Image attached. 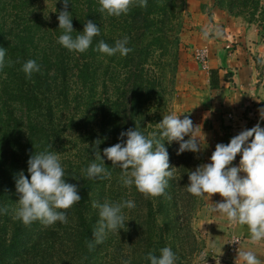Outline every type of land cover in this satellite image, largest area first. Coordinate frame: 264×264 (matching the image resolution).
<instances>
[{"label":"trees","instance_id":"trees-1","mask_svg":"<svg viewBox=\"0 0 264 264\" xmlns=\"http://www.w3.org/2000/svg\"><path fill=\"white\" fill-rule=\"evenodd\" d=\"M33 1L39 2L0 0V48L7 50L5 65L0 68V264H98L103 255L108 264H114L112 257L119 249L134 246L136 234L145 237L148 254L159 256L162 248L170 247L178 258L180 248L194 234L191 226L185 228L182 221L183 210L189 214L195 206V196L186 187L192 152L177 155L179 144L174 142L173 152H168L169 163L171 166L175 163L177 169L164 195L159 197L146 198L135 185L125 187L120 167H113L106 157L102 158L111 172L110 179L88 178L86 174L94 161V141H102L99 147L103 153L104 148L120 143L121 132L130 128L137 126L146 136L159 133V128L157 131L153 128L163 118L151 111L160 109L165 102V89L149 65L155 56L164 58L175 46L176 41L168 31L176 16V0H147V7L134 5L127 15L119 18L101 14L99 0H69L68 11L77 31L73 32L74 37L83 32L87 20L100 27V35L93 38L84 53L69 51L58 43L63 32L57 18L29 16L36 12ZM218 2L230 10L248 12L264 40V0ZM56 6L61 12L64 0H58ZM12 14L22 21L17 24L18 33L6 28V19ZM124 37L128 38L126 46L132 49L126 56L119 53L109 56L97 50L100 40L114 47ZM29 59L40 66V71L34 72L30 79L22 71ZM167 66L170 65H165L163 72ZM209 74L211 88L218 89L219 72L211 70ZM71 85H78L77 92L87 95L88 100L77 96L78 107L64 121L66 112L59 110L54 99H47V94L62 93L69 101ZM100 88L105 97L100 96ZM80 106L86 107L83 113ZM60 112L64 116H59ZM69 134L76 138L72 153L65 155L63 144ZM35 151L58 153L67 182L78 187L81 201L69 210H58L66 211L67 223L57 221L45 226L34 221L25 225L15 218L19 200L16 177L23 171L30 180L28 160ZM134 191L144 197L134 195ZM105 200L112 203L131 200L135 207L123 209L122 230L107 233L105 243L96 244L93 232L99 209L93 208L92 202ZM128 257H132L130 251Z\"/></svg>","mask_w":264,"mask_h":264},{"label":"clouds","instance_id":"clouds-1","mask_svg":"<svg viewBox=\"0 0 264 264\" xmlns=\"http://www.w3.org/2000/svg\"><path fill=\"white\" fill-rule=\"evenodd\" d=\"M99 12L119 18L127 15L131 7H147V0H99ZM69 0H64V9L58 15L59 29L63 34L58 43L69 51L86 52L92 45L93 38L100 35V27L92 20L84 23L83 32L72 35L74 30L71 13L68 11ZM207 35V33H205ZM128 38L117 40L111 47L103 40L97 50L109 56L119 53L122 56L132 51L127 47ZM5 49L0 48V68L5 65ZM9 61V65H11ZM22 71L27 78L40 71L35 60H27ZM264 121V108L258 110ZM159 133L144 135L136 126L121 132L120 143L100 151L101 140L93 142L94 161L86 169L88 178L110 179L111 172L105 166L106 157L113 167L121 169V181L125 187L135 185L145 197L164 195L168 181L174 178L175 166L169 163V153L165 143L179 144L177 155L185 151L200 153L203 150L201 136L206 140L200 125H194L189 115H164L157 124ZM189 139L185 140V137ZM126 138V142H125ZM240 155L239 167L232 166ZM28 176L23 171L16 177V190L19 195L15 218L25 225L40 221L45 226L57 221L67 223L66 211L81 201L78 187L67 182L60 157L55 151L36 152L28 160ZM241 173L246 175L241 176ZM187 191L200 198L207 199L219 194L223 200L212 204V211L227 217L230 223L247 225L253 243L264 241V128L257 123L254 127L242 130L231 138L228 144L218 143L212 153L211 162L199 165L189 172ZM76 179V178H73ZM91 195V194H90ZM92 207L99 209L97 228L93 232L96 244L103 243L109 232H117L125 227L123 209H133L131 200L103 203L92 202ZM89 247H93L89 244ZM205 252L201 253L204 258ZM147 259L151 264H175L178 259L170 247L160 250L156 256L151 252ZM264 264L252 250L238 249L235 264ZM123 264H130L124 261ZM219 264V261H217Z\"/></svg>","mask_w":264,"mask_h":264},{"label":"rangeland","instance_id":"rangeland-1","mask_svg":"<svg viewBox=\"0 0 264 264\" xmlns=\"http://www.w3.org/2000/svg\"><path fill=\"white\" fill-rule=\"evenodd\" d=\"M38 1L37 3L33 1L36 4L32 8L36 12L29 14L31 18L36 19L37 16L42 15L50 18L49 20L58 19L60 12L56 6L58 0ZM176 4V16L168 31L170 38L176 41L175 46L172 52L164 58L159 59L158 55L155 56L156 58L154 57L149 65L155 75L160 77L159 82L163 83L162 88L165 89V102H162L160 109H152L151 112L159 113L162 118L168 114L181 116V119L184 115H189L194 125L202 127V120L205 121L202 117L205 111L208 112L207 109L210 111L222 109L220 114L223 127L228 130L233 129V131L236 126L239 127L233 136L238 135L241 129L247 127L250 129L257 123H260L263 128L264 121H261L258 110L264 108V40L260 36L258 24L248 12L240 9L230 10L227 5L219 4L218 0H176ZM15 16L16 14H12L7 17L6 28L16 30L15 32L18 33L17 24H21L22 21ZM198 48H207L210 52L208 67L210 71L219 72L218 89L211 88L210 74L208 76L194 59V52ZM167 64L170 66H167L163 72L162 69ZM71 86L69 89L72 93L69 101L62 93L59 95L54 93V96L51 93L47 94V99H54V102L59 104V110L66 112L65 116L62 112L59 114V116H64V121L66 117L69 118L73 114L75 107H78L75 103L77 96L80 95L85 101L88 100L87 95L77 92L78 85ZM99 94L105 97L101 88ZM99 94L96 96L98 101H100ZM85 108L79 109H82L80 111L83 113ZM197 109H205V111L198 112ZM210 116L209 113L206 121ZM153 129L157 131L158 126H154ZM203 133L206 137L205 140L201 136L203 150L200 153L192 152L191 171H195L199 165L206 164L211 159L212 153L209 152L207 132L203 131ZM75 138L76 136L70 134L65 138L63 144L65 155L72 153ZM187 139L189 137L186 136L185 140ZM174 145V142L171 145L165 143L168 152L169 150L173 152ZM134 195L142 196L136 191ZM207 201V199L195 196V206L189 214L186 209H181L185 228L191 226L194 234L185 242L183 248H180L175 264H208L212 259L217 258L211 247L210 239L201 234L197 225L199 216L207 212L209 206ZM214 201L218 203L217 201L220 200L214 199ZM137 215L140 216L138 208ZM133 224L135 227L138 226L135 218ZM142 230L145 231V229ZM133 239L134 246L121 248L115 253L112 257L114 264H123L124 261L132 264H151L147 259L145 237L136 234ZM129 251L132 257H128ZM202 252L206 253L204 258H201ZM108 262V258L103 255L98 264H108Z\"/></svg>","mask_w":264,"mask_h":264},{"label":"crops","instance_id":"crops-1","mask_svg":"<svg viewBox=\"0 0 264 264\" xmlns=\"http://www.w3.org/2000/svg\"><path fill=\"white\" fill-rule=\"evenodd\" d=\"M206 74L209 76V72ZM207 76V77H208ZM205 111V109H197L198 112ZM208 112H204V120H202V127L203 131L207 132V140H209L208 146L210 147V154L215 151L216 145L218 143L228 144L234 136V132L238 131V126H234L235 129H225L222 124L220 110L222 109H207ZM210 113V118L207 117ZM201 114V113H198ZM200 117V116H199ZM248 128V127H247ZM264 128V127H263ZM244 130V129H241ZM212 156V155H211ZM241 156L238 155L236 160L233 162L232 166L239 167ZM211 159L207 162L210 163ZM206 163V164H207ZM246 174L241 173V176ZM214 199H218L221 202L223 198L216 194L212 198L208 197V209L205 215H200L198 220V228L200 229L201 234L208 236L210 239L211 247L214 249L216 259H212V261L208 264H235V260L237 258V254L231 255L229 253V242H231V238L234 237L241 238L242 243L240 248L242 250H252L257 254V257L264 262V241L253 243L250 239V232L247 225H239L230 223L226 216L221 215L219 213L213 212L211 209L213 207L212 204L215 203ZM211 211H210V210ZM243 264V262H242Z\"/></svg>","mask_w":264,"mask_h":264},{"label":"built area","instance_id":"built-area-1","mask_svg":"<svg viewBox=\"0 0 264 264\" xmlns=\"http://www.w3.org/2000/svg\"><path fill=\"white\" fill-rule=\"evenodd\" d=\"M194 59L198 65L201 66L204 72H209L210 69L208 67L209 60H210V52L207 48H198L194 52ZM242 243L241 238L234 237L231 242L229 243V253L236 254L240 245Z\"/></svg>","mask_w":264,"mask_h":264}]
</instances>
